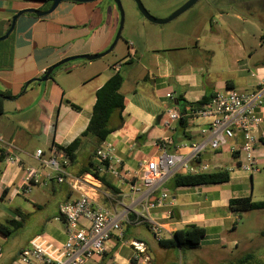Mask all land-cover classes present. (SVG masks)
<instances>
[{"label":"crops","instance_id":"obj_1","mask_svg":"<svg viewBox=\"0 0 264 264\" xmlns=\"http://www.w3.org/2000/svg\"><path fill=\"white\" fill-rule=\"evenodd\" d=\"M50 3L0 0V36L17 11L45 10ZM241 3L251 19L237 11L233 19L228 18V8L217 0L216 4H207L200 19L175 27L165 38L162 33L169 31L146 25L144 17L135 15L124 35L126 55L120 60L108 66L97 63L98 58L74 59L54 68L44 81L35 78L61 59L99 53L109 46L117 26L115 8L107 0L61 1L49 14L23 13L16 18L12 31L0 40V93H7L1 97L0 114V150L5 154L0 160V223L10 218L18 220L22 215L24 221L18 231L31 217L34 229L24 246L9 257V264H16L19 251L37 235L56 245L65 241L66 224L58 206L77 199L80 192L67 181L57 182L55 172L41 161L50 156L53 145H68L86 128L96 90L115 72L123 78L122 122L117 115L112 116L111 126L115 129L104 142L113 145L112 153L120 159L115 164L119 176L108 174L117 192L112 193L90 174L77 175L88 160L86 149L80 150L77 164L65 169L121 226L122 235L114 231L103 253L84 264H220L247 251L258 253L264 247V236L259 234L264 213H237L228 208L229 199L234 197L259 200L255 198V171L238 167L242 134H235L212 150L207 145L210 133L206 120L192 117L185 124L179 120L168 126L164 123L176 97L192 103L227 89L252 94L264 84V55L257 49L260 42L264 45V34L256 36L253 28V19L258 15L253 7L263 5L260 0L257 4L255 0ZM168 93L171 98L166 96ZM260 112L264 116V101ZM255 133L259 137L254 151L258 171L264 166V122ZM199 143L206 146L198 155V163L206 164L208 171L226 168L229 180L175 187L168 178L148 194L141 184L144 162L161 151L181 155L188 161L192 145ZM37 149L42 150L39 157ZM92 162L96 164L95 157ZM29 167L37 171L39 183L23 192ZM163 191L169 198L147 207ZM258 214H263L255 229L260 239L254 241L256 232L244 228L241 244L238 223L252 221ZM151 220L163 226L160 239H169L174 231L192 223L203 227L204 235L194 249L162 248L150 230ZM131 240L144 243L145 252L136 253Z\"/></svg>","mask_w":264,"mask_h":264},{"label":"built area","instance_id":"obj_2","mask_svg":"<svg viewBox=\"0 0 264 264\" xmlns=\"http://www.w3.org/2000/svg\"><path fill=\"white\" fill-rule=\"evenodd\" d=\"M171 98V94H166ZM264 101V84L252 94H245L233 89L216 92L209 103L193 112L192 117L207 121V130L210 138L207 145L217 150L235 134L241 133L243 142L238 149V167L242 170L257 171V160L254 155L255 145L259 137L255 131L258 125L264 122L260 107ZM166 126L177 119L176 112L169 109L166 112ZM204 132L205 130H201ZM10 146V145H7ZM205 143L193 144L192 155L187 161L181 155L167 154L161 151L144 162L141 184L148 189V194L155 190L164 180L174 173H201L208 171L206 164L193 165L191 161L198 159L199 153L205 148ZM235 149H232L234 151ZM113 145L103 142L95 152L96 166L101 172H106L117 178L119 172L115 164L120 159L113 155ZM42 154L41 149L36 150V156ZM10 159H14L9 157ZM44 166L50 167L56 174L57 182L67 181L69 186L80 192L77 199L63 202L58 206L59 215L64 219L66 239L60 244H53L44 237H33L28 245L22 248L16 264H84L94 255H101L105 249V242L114 231L122 235L119 220L102 205L97 203L93 195L82 189L78 178L70 177L65 166L67 157L54 147L50 156L41 161ZM24 191L29 192L31 186L39 183L37 171L29 167L25 171ZM169 198L168 192H161L154 202L147 203V207H154ZM162 224L150 221V230L156 240H160ZM130 245L136 253H144L145 245L141 241L131 240Z\"/></svg>","mask_w":264,"mask_h":264},{"label":"trees","instance_id":"obj_3","mask_svg":"<svg viewBox=\"0 0 264 264\" xmlns=\"http://www.w3.org/2000/svg\"><path fill=\"white\" fill-rule=\"evenodd\" d=\"M119 38H121V35ZM261 64H264V60ZM122 82L123 78L119 72L112 74L95 92V102L92 106L91 115L86 128L68 145H53L58 152L67 157L65 169L77 164L80 150L86 149L88 152V160L78 169L77 175L79 176L85 173L92 175L112 193L117 192V190L111 184L108 173L101 172L96 164L92 162V158L95 156L97 148L104 142L106 136L115 129L111 126L112 116L117 115L119 123L122 122L121 112L124 107V96L120 91ZM6 95L7 93H0V114L2 113L1 97ZM211 97L203 96L200 100L192 103H185L181 97H176L173 100L174 105L172 108L176 112V120H179L181 124H185L188 119L192 118L194 111L205 107L209 103ZM71 106L73 108H78V106L74 104H71ZM262 141L264 143V140ZM4 157L5 154L0 150V160ZM198 162V159L191 161L193 165L198 164ZM169 179L175 187L212 185L228 181L229 171L226 168H216L201 173L176 172ZM5 192L6 190L3 191V194ZM1 197L3 196L1 195ZM228 208L230 211L237 213L263 210L264 200H253L250 196L234 197L229 199ZM23 221L24 216L22 215L18 220L12 218L7 219L5 223L12 226V229H9L6 224L0 223V233L8 235L18 230L22 226ZM259 234L264 236V225ZM203 235V227L192 223L185 225L182 229L174 231L171 238L158 240V243L162 248L178 247L180 249H194L199 247ZM220 264H264V255H259L254 251H247L241 255L227 259Z\"/></svg>","mask_w":264,"mask_h":264},{"label":"rangeland","instance_id":"obj_4","mask_svg":"<svg viewBox=\"0 0 264 264\" xmlns=\"http://www.w3.org/2000/svg\"><path fill=\"white\" fill-rule=\"evenodd\" d=\"M100 1L101 0H97ZM114 8L116 11L117 15V26L116 30L118 27V22H119V13L117 10V7L114 3L113 0H107ZM141 4L145 7V9L149 12L150 15L157 19H163L170 15L175 9H177L179 6H181L184 2L187 0H139ZM217 0H198L193 6H191L189 9H187L185 12L181 13L179 16L175 17L174 19L168 21L167 23L164 24H157V23H152L148 24L147 20L145 18V23L146 25H152V27H163L169 33L165 32L162 33L163 38L168 37L170 33L175 31V27L177 28H182L184 26V23H186L188 20L191 19H200L202 10L206 8L208 3H214L216 4ZM257 1L255 0V3L257 4ZM105 2V1H104ZM103 2V4H104ZM224 6L228 8V18H231L232 15L237 11L239 14L241 13L244 18L246 19H251L250 15H248V11H246L244 5H242L241 0H222ZM122 11H123V27L121 30V38L118 39L116 42L115 46L111 51H109L107 54L104 56L98 58L95 61H98L97 63H106L107 65L111 64L112 62L120 60L122 57L126 55V44L124 41V35L126 33V30L129 28L130 25H132L133 18H135V15L137 17H143L139 10L137 9L136 3L134 0H120ZM260 3L263 5L262 7L255 6L254 11L258 13L256 17L253 19V28L256 31L255 35L256 36H262L264 34V0H260ZM102 4V5H103ZM102 5L99 7L101 8ZM135 27V25H134ZM116 32V31H115ZM113 40V39H112ZM262 39H258L260 42ZM112 42V41H111ZM110 42V43H111ZM110 45V44H109ZM261 46H257V49L259 52L262 54L261 56L264 55V45L260 42ZM107 49V48H106ZM108 65V66H109ZM211 169V168H210ZM213 170V169H212ZM254 178H255V198H258L259 200H264V166L258 167V171H255L254 173ZM258 211H261V213H264L263 210H257V211H249L251 213H258ZM256 215V214H254ZM263 214H258L253 218L252 221L245 220L241 221L238 223V226L240 227L238 229L239 234V239H241V244H243V235H242V229L244 228H252L254 231L257 229L256 225ZM262 218V217H261ZM6 224V223H4ZM6 226L9 229H12V226L9 224H6ZM34 229V224H33V218L31 217L26 221V224L23 226L21 230H17L16 232L13 231L9 233L8 235H3L0 233V264H9V257H12L15 255L17 252V248L23 247L25 244L24 242L26 241V238L31 234L32 230ZM254 233V241H257L260 239V236H258L257 231ZM259 255H264V247L260 248L258 253Z\"/></svg>","mask_w":264,"mask_h":264},{"label":"water","instance_id":"obj_5","mask_svg":"<svg viewBox=\"0 0 264 264\" xmlns=\"http://www.w3.org/2000/svg\"><path fill=\"white\" fill-rule=\"evenodd\" d=\"M49 1L51 2L50 6L45 10H39V9H35V8H26V9H21V10L17 11L12 16L11 21H10V26L7 29V31L2 36H0V40H3L8 36V34L12 31V29L14 27L16 18L23 13H33L37 16H43V15H46V14H49L50 12H52L61 1L90 2L93 0H49ZM113 1L115 3L117 10H118V13H119V22H118V27H117V30L115 32L114 38H113L112 42L110 43V45L107 47V49H105L104 51H101L99 53H95V54H82V55L70 56V57H66L64 59H61L60 61H58L57 63L52 65L49 69H47L43 76H41L39 78H35L36 81L46 80L54 68L66 63L68 61L78 59V58L87 59V60H94V59H97V58L104 56L105 54H107L109 51H111L113 49V47L115 46L116 42L118 41V39L120 37L121 30L123 27V11H122L120 0H113ZM134 1L136 3L137 9L139 10L141 15L146 20L153 22V23H157V24H164V23H167L168 21L174 19L175 17L179 16L181 13H183L187 9H189L198 0H187L181 6H179L177 9H175L170 15H168L167 17H165L163 19H157V18L153 17L152 15L149 14V12L145 9V7L141 4V2L139 0H134ZM160 117H161V115L158 117V119Z\"/></svg>","mask_w":264,"mask_h":264},{"label":"flooded vegetation","instance_id":"obj_6","mask_svg":"<svg viewBox=\"0 0 264 264\" xmlns=\"http://www.w3.org/2000/svg\"><path fill=\"white\" fill-rule=\"evenodd\" d=\"M264 17V16H263Z\"/></svg>","mask_w":264,"mask_h":264}]
</instances>
